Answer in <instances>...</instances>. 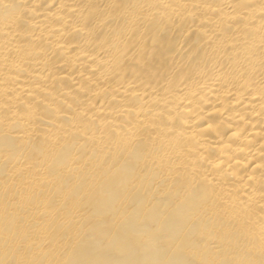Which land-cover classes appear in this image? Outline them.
<instances>
[{"label": "bare ground", "instance_id": "6f19581e", "mask_svg": "<svg viewBox=\"0 0 264 264\" xmlns=\"http://www.w3.org/2000/svg\"><path fill=\"white\" fill-rule=\"evenodd\" d=\"M0 264H264V0H0Z\"/></svg>", "mask_w": 264, "mask_h": 264}]
</instances>
